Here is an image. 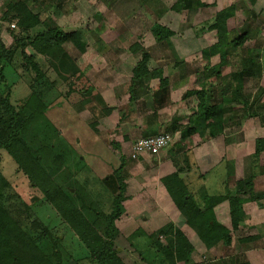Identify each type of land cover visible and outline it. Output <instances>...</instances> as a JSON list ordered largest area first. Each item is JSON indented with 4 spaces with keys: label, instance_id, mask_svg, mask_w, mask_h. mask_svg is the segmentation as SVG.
Listing matches in <instances>:
<instances>
[{
    "label": "rangeland",
    "instance_id": "rangeland-1",
    "mask_svg": "<svg viewBox=\"0 0 264 264\" xmlns=\"http://www.w3.org/2000/svg\"><path fill=\"white\" fill-rule=\"evenodd\" d=\"M19 1L26 0H0V43L5 48L13 44V34L17 36L18 30L14 29L15 22L3 19V13L9 3ZM177 1L27 0L31 10L47 19L48 24L52 23L66 34L81 35L87 45L85 53L69 42L63 45L62 51L82 71L96 92V96L83 105H70L65 98H56L59 95L57 89L65 91V84L47 60L36 55V62L49 81L55 84V89L48 100L50 105L45 116L31 128L42 141L62 150L72 177L70 181L62 177L61 183L57 184L75 194L73 202L82 210L84 204L87 208L92 203L94 208L98 207L97 211L110 214L113 200L119 194L114 175L120 173L126 186L124 196L127 200L115 223L118 231L115 246L124 264L155 263V252L148 246L147 238L169 224L182 231L193 245L195 252L191 264H237L242 261L264 264V198L243 206L244 223L238 231L232 230L228 201L215 207L216 220L231 231L232 241L229 247L218 244L207 249L186 226L162 183L164 177L181 170L179 177L189 194L200 202L206 201V195L217 198L227 197L230 193L235 196L240 182L254 177L252 194H264V176L260 174L264 153L257 158L254 154L256 140L264 139V118L259 116L263 114L264 106V42L254 46L260 44L254 41L264 40V33L263 30L250 33L252 44L250 42L245 49L241 48L242 52L237 49V55H227L226 59V62L231 60V63L235 61L241 65L249 58L247 50L252 51V57L259 58L261 77H252L250 81L245 79V89L253 92L252 96H247L249 105L228 104L225 129L217 137L210 138L207 131H201V135L183 140L190 117L196 113L198 101L194 93L201 90V83L206 84L205 69L211 66L201 52L217 42L216 31L209 30L213 26L211 21L202 22L212 20L216 9H197L196 0H191L187 17L186 13L181 15L173 11ZM243 20H239L237 28L244 27ZM196 23H199L197 28ZM253 24L256 30L262 28L258 23ZM43 28L39 27L38 31H43ZM158 28L170 31L172 36L158 39L154 32ZM258 34H261V39ZM233 36H236L234 32ZM200 38V42L192 46ZM186 46H192V50L189 49L190 54L185 55ZM25 52L34 55L31 49L27 48ZM230 52L233 54L235 51ZM144 54L151 58L149 70L161 69L163 77L171 82L168 91L160 97V108L163 109L156 108L161 100L155 102L153 99L159 84L154 78L135 82L137 101L130 100L133 70ZM215 61L219 63L218 58ZM186 73L190 77L189 84L183 79ZM5 74L7 85L13 87L15 100L20 105L24 104L30 95L34 73L25 72L18 55L14 64L6 68ZM63 74V77L70 76L67 72ZM218 80L214 77V85L240 84L239 80L221 83ZM186 93L193 95L190 101L186 96L183 99ZM207 94L208 97L217 96L211 89ZM216 99L214 97L209 102ZM252 108L259 117L252 116ZM103 109H112V112L106 116ZM150 124L152 128H149ZM162 133L171 135L169 147L156 154L133 157V146L139 139ZM44 160L49 164V156ZM0 172L13 188L9 190V196L20 194L26 200L39 199L33 206L34 215L41 223V230L46 229L54 238L60 239L63 264L67 262V256L69 264H94L66 220L41 199V194L30 188L27 179L5 151H0ZM78 184L82 191H77V194ZM85 211V218L94 223V214L88 212L89 209ZM100 221L96 228L101 231L105 223ZM254 236L261 239L246 241ZM161 241L164 242L165 238Z\"/></svg>",
    "mask_w": 264,
    "mask_h": 264
},
{
    "label": "trees",
    "instance_id": "trees-1",
    "mask_svg": "<svg viewBox=\"0 0 264 264\" xmlns=\"http://www.w3.org/2000/svg\"><path fill=\"white\" fill-rule=\"evenodd\" d=\"M190 4L191 0H178L172 9L179 13L181 10L189 8ZM231 12L232 9H225L217 13L214 25L209 27V30L216 31L217 43L204 50L203 57L206 63L210 65L212 58L219 56L220 64L219 67L208 66L205 69L204 77L206 80L215 77L220 81L222 76L221 68L226 63L229 53L227 48V22L232 18ZM3 19L7 22H15L14 29H17L18 33L17 36L13 34V44L9 48H5L0 43V151H5L11 157L18 170L29 182L30 188L41 194V199L52 205L55 211L66 220L65 222L88 251L94 264H124L115 246V238L118 234L115 223L122 215L123 203L127 200L124 196L126 186L123 183V178L119 175L120 173L116 172L114 175L117 180L119 194L113 200V210L110 214L105 215L97 211L98 207L94 208L95 204L92 203L87 208L84 204L82 210L73 202V198L76 197L75 194L57 184V182L61 183L60 178L62 177H66L68 181L72 177L69 167L65 164L66 158L62 156V150L57 149L55 146L52 147L47 141H42L31 128L37 120L45 116V112L50 105L48 100L55 89V84L51 83L40 69L35 56L44 57L58 76L62 78L66 89L65 91L64 89H57L59 95L56 98L63 97L70 105H83L96 96V92H94L93 86L82 71L66 58L62 47L69 42L80 52L85 53L87 45L80 34H66L53 26L52 23L48 24L47 19L31 10L27 0L9 3L3 13ZM39 27H44L43 31H38ZM154 32L156 37L162 40L172 36V33L164 28H158ZM243 38L242 35L229 45H233V48L238 49L244 44L242 43ZM133 46L140 49L137 45ZM27 48L31 49L34 55H28L25 52ZM18 55H20L25 72L30 75L34 73L33 83L29 88L30 95L22 105L15 100L13 87L7 85V73L5 74L6 68L14 64ZM247 55L249 58L246 59L245 66L243 68L240 65L233 66L232 72L235 71V73L232 75L236 77L239 74L241 78L246 79L255 76L261 77L262 67L259 58L252 57L251 50H247ZM150 60V56L144 54L133 70L132 81L134 83L130 87L131 101H137L133 87L136 84L135 82L147 78L158 80L156 95L153 98L155 102L161 100L162 96L168 91L169 79L163 77L161 69L150 71L148 67ZM217 69H219L218 72H216ZM64 72H67L70 76L63 77ZM223 81H225L224 78H221L220 83ZM209 89L214 90L217 96L208 97V90L206 89L194 93L198 98L196 113L190 117L183 140L201 135L203 131H207L210 138L222 134L226 123V106L241 103L243 107H246L250 102L247 96H252L253 93L246 90L243 83L238 86H236V83L233 86L213 84L209 86ZM211 95H214V93ZM214 97L217 98L216 101L209 102ZM161 104L162 100L158 105L161 106ZM156 108L159 107L156 106ZM262 108L263 114L259 116L264 118V106ZM103 111L108 116L111 114L112 109H103ZM251 111L252 116L259 117L253 108ZM44 153H47V155H44ZM263 153L264 139H258L255 142V157H260ZM48 156L49 164H46L44 159ZM120 170H122V167ZM120 170L119 172H121ZM181 174L180 170L174 175L164 177L162 183L173 204L185 220L186 226L198 236L207 249L218 244L229 247L232 241L231 231L217 222L214 209L227 200L232 230L238 231L244 223L243 206L246 203L264 198V194H252L254 177L249 178L244 183L240 182L235 196L230 195V193L227 197L217 198L206 195V199H204L206 201H198L199 204L196 198L189 194L186 184L179 177ZM260 174L264 176V165L260 168ZM64 183L68 185V182ZM77 187L79 189L75 191L78 194L77 191L81 192L82 188L80 185ZM10 189H13L11 184L0 172V264H63V253L59 249L61 247L60 239L54 238L46 229L41 230V223L34 215L33 206L39 202V199L26 200L20 194H15L13 197L10 194L9 196ZM88 209V212L94 214V223L89 222L83 215V212ZM100 220L105 223L101 231L96 228V224H100ZM163 238H165L164 242L161 241ZM147 239L150 242L148 246L155 252L156 261L153 264H191V257L195 252L194 247L185 234L178 229H174L172 224L167 225ZM260 239L259 236H254L249 237L246 241L256 242ZM66 259V264H69V257L67 256ZM143 261L146 262L144 259ZM220 264L226 263L222 262ZM237 264L249 263L242 261Z\"/></svg>",
    "mask_w": 264,
    "mask_h": 264
},
{
    "label": "crops",
    "instance_id": "crops-1",
    "mask_svg": "<svg viewBox=\"0 0 264 264\" xmlns=\"http://www.w3.org/2000/svg\"><path fill=\"white\" fill-rule=\"evenodd\" d=\"M199 4H201V5H199ZM195 8L201 9V10H204V9L207 10V9H210V8L216 9V12L214 14H212V16H213V19L212 20L209 19V21H203L202 22V23H206V22H210L211 21L212 25H214V23H215V18H216L217 13H219V12L225 10V9H232V12H231L232 18L227 22V29H228V37H227V43H228V45H227V48H228V51H229L228 55H237V51L238 50H240L239 52H242L241 50L242 49H245L246 45H248V43H250L252 41L251 38H249L250 33H253L255 31H262V30H263V33H264V16H263L264 15V0H228V3H225V0H196V6H195ZM188 9L189 8H186V10L185 9L181 10L180 11V14L182 15V14L186 13V16H187L188 14H187L186 11H188ZM256 10H258V13L256 12ZM261 10H262V13H261ZM242 17H244L246 19H244ZM240 19L241 20L244 19L243 20L244 21V27L241 28V29L240 28H237V24H238V22H239ZM253 23H258V25L262 26V28H259V29L256 30L252 26V25H254ZM197 24H199V23H196L195 24V27L196 28L199 27ZM241 30H242V33H240ZM233 32L235 33L236 36H233L232 37V33ZM242 35L244 36L243 41H242V43H244V44L240 48H238V50L235 49V48H233V45H229L233 41L238 40ZM258 36H259L260 39L262 38L261 37V34H258ZM204 39L205 38H203V40ZM199 40H201V38L200 39H196L195 40V43H193L192 46H194L198 42H200ZM262 41L264 42V40H258V41L256 40V41H254V43L255 42H259L260 43L259 45H254V46H260L262 44ZM250 44H252V42ZM213 45L214 44H212L211 46H213ZM263 45H264V43H263ZM192 46H189V48H187V46H186V50L187 51L185 50V55L186 54H190V52H188V51L192 50V48H190ZM211 46H208L207 48H209ZM207 48H205V49L202 50V52H201L202 55H203V51L206 50ZM231 50H234L235 52L232 54L230 52ZM183 52L184 51H182L181 54H183ZM217 58L219 59V63L218 64L215 61V60H217ZM210 62H211V67H219L220 57L219 56H216V57L212 58V60ZM245 62L246 61H244V63H242L240 65L242 68L245 66ZM186 64H187V62H186ZM235 65L238 66L239 64H235V61H232V63H231V60H230V62H226L224 64V66L221 68V71H223L221 78H224L225 81L231 80L232 82L239 80L240 83H243V87L245 88L246 87V80H245L246 78H241L239 76V74H237L236 77H235V75H232L233 73H235V71L232 72V69H234L233 66H235ZM189 68H188V70H189ZM188 78H190V77H188V74L186 73L185 74V77L183 79H185L186 82H188V84H189L191 82H190V80H188ZM221 78H220V81H221ZM249 79H251V78H248L247 80L250 81ZM213 80L214 79L206 80V84H202L201 83L200 84L201 85V90H202L203 87L206 90H209L208 89L209 86H211V85L214 84ZM220 81H219V83H220ZM201 90H198V91H201ZM193 93H191V94H193ZM185 96H186V100L187 101H190V99L193 98V95H190L189 93H186L183 96V99L185 98ZM196 99L198 101V98L197 97H196ZM160 107H162V106H159V108ZM175 107H177V106L175 105ZM163 108H160V109H163ZM179 114H177V116ZM149 128H152V125L151 124H150ZM168 176H170V175H168Z\"/></svg>",
    "mask_w": 264,
    "mask_h": 264
},
{
    "label": "built area",
    "instance_id": "built-area-1",
    "mask_svg": "<svg viewBox=\"0 0 264 264\" xmlns=\"http://www.w3.org/2000/svg\"><path fill=\"white\" fill-rule=\"evenodd\" d=\"M172 137L168 133L159 134L154 137L139 139L133 146V157L144 154H156L169 147Z\"/></svg>",
    "mask_w": 264,
    "mask_h": 264
}]
</instances>
